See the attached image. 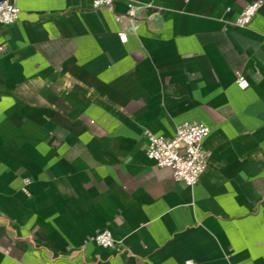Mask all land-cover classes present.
Segmentation results:
<instances>
[{
	"label": "crops",
	"instance_id": "0c3cea01",
	"mask_svg": "<svg viewBox=\"0 0 264 264\" xmlns=\"http://www.w3.org/2000/svg\"><path fill=\"white\" fill-rule=\"evenodd\" d=\"M9 1L0 264H264V0L246 26L251 0H133L134 30L127 0ZM184 120L209 127L192 185L145 154Z\"/></svg>",
	"mask_w": 264,
	"mask_h": 264
},
{
	"label": "built area",
	"instance_id": "2783aa9c",
	"mask_svg": "<svg viewBox=\"0 0 264 264\" xmlns=\"http://www.w3.org/2000/svg\"><path fill=\"white\" fill-rule=\"evenodd\" d=\"M115 0H92L93 8H111ZM263 0H251L246 2L239 10L234 23L239 26H246L262 5ZM148 4V3H147ZM139 5L133 0L126 1V9L123 13H114L117 21H128L129 30L136 27L135 18ZM20 13V8L9 0H0V23L10 24L15 22ZM120 41L127 39V31L117 32ZM7 50V44L0 43V55ZM237 85L244 88L248 85V80L241 72L235 78ZM209 127L195 120H184L175 127V132L171 136L155 134L145 131L146 145L145 154L156 166H166L170 168L172 177L175 180L183 181L185 184H194L205 169L208 161V151L203 147L202 141L208 134ZM29 182L28 178L23 179L24 185ZM24 191L27 192L24 188ZM94 241L104 247L117 245L108 229L97 231Z\"/></svg>",
	"mask_w": 264,
	"mask_h": 264
}]
</instances>
